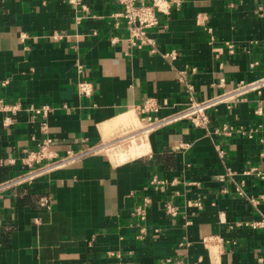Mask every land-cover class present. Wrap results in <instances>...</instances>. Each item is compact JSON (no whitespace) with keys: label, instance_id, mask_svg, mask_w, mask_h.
<instances>
[{"label":"crops","instance_id":"obj_1","mask_svg":"<svg viewBox=\"0 0 264 264\" xmlns=\"http://www.w3.org/2000/svg\"><path fill=\"white\" fill-rule=\"evenodd\" d=\"M168 1L152 53L109 17L116 0H0V182L45 139L58 155L103 146L0 194V264L264 261V227H252L264 223V179L249 172H264V89L208 111L205 128L180 121L125 139L147 99L159 106L148 115L166 117L263 77L264 0Z\"/></svg>","mask_w":264,"mask_h":264},{"label":"built area","instance_id":"obj_2","mask_svg":"<svg viewBox=\"0 0 264 264\" xmlns=\"http://www.w3.org/2000/svg\"><path fill=\"white\" fill-rule=\"evenodd\" d=\"M71 5H78L79 0H68ZM120 9L109 15L113 19H121L125 23L127 31L126 41L132 47L143 48L150 47L152 53L155 52L154 41L149 36V31L158 25L157 14H166L169 9L168 0H116ZM164 57L173 58L172 53L164 54ZM77 93L79 95L88 96L91 93V84L88 82L77 83ZM264 89V76L252 81H239L229 90L222 91L210 98L204 100L190 99L184 106L173 114L166 117L150 116L148 113L157 112L159 106L153 99H147L143 105L139 107V112L145 116L140 126L131 129L126 135L127 141H134L141 136H147L165 126L172 125L180 121H187L193 127L205 128L209 123L208 111L215 110L221 106L227 109L234 104L246 99L250 94L259 95ZM46 108L42 110V115L47 114ZM39 113V111H37ZM44 131L46 130L43 127ZM217 133L229 136L233 129L230 126L222 125L216 130ZM49 140L45 139L35 150L27 151L23 158V165L26 170L19 175L0 182V194L8 189L32 185L39 178L45 177L50 173L63 167L71 165L86 156L95 155L103 150V146H88L78 151L68 150L64 155L53 153L49 149ZM260 179H264V172L257 169H250ZM230 172L221 175L222 180L225 176H230ZM151 186L158 191L163 192L168 182L159 177H153L150 181ZM239 194H243L242 192ZM40 206L49 208L47 198H41ZM168 214L173 215L174 209L167 206ZM135 213L143 218L144 211L141 207L135 209ZM253 228L264 227L263 222L255 223ZM169 262V259H167ZM260 264H264L263 260H259Z\"/></svg>","mask_w":264,"mask_h":264}]
</instances>
